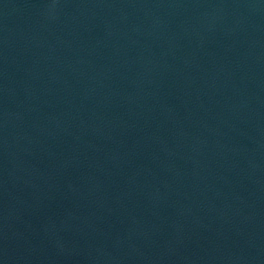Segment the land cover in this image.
<instances>
[{
  "label": "water",
  "instance_id": "95a60500",
  "mask_svg": "<svg viewBox=\"0 0 264 264\" xmlns=\"http://www.w3.org/2000/svg\"><path fill=\"white\" fill-rule=\"evenodd\" d=\"M0 264H264V0H0Z\"/></svg>",
  "mask_w": 264,
  "mask_h": 264
}]
</instances>
